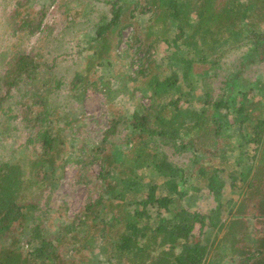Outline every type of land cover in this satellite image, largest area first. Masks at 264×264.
Returning <instances> with one entry per match:
<instances>
[{
    "label": "trees",
    "instance_id": "obj_1",
    "mask_svg": "<svg viewBox=\"0 0 264 264\" xmlns=\"http://www.w3.org/2000/svg\"><path fill=\"white\" fill-rule=\"evenodd\" d=\"M105 4L111 5L109 17L101 16L92 25L84 73L101 66L102 60L109 67L118 61L124 78L136 84L132 92L147 94L149 104L143 107L138 102L128 117L111 119L102 139L113 137L109 152L81 146L71 156L59 157L62 141L54 148V138L44 126L69 124L62 107L50 109L47 101L61 83L47 78L49 66L41 65L32 51L10 53L0 73V125H5L0 136L15 130L10 123L18 116L24 122L36 121L28 140L34 137L47 152L26 166L21 159L0 161V264H264V78L244 75L250 65L264 62V0ZM11 28L13 34L33 36L40 32L41 20L22 19ZM127 28V51L119 52ZM159 41L166 49L174 46L161 63L152 54ZM183 47L193 53L191 57L181 51ZM132 49V55L140 53L135 62L129 56ZM233 50L242 51L239 60L221 67L225 54ZM1 56L0 61L6 58ZM195 64L207 68L194 73ZM39 70L44 77L37 76ZM83 76L76 71L73 88L86 81ZM218 76L215 93L212 81ZM6 101L9 105L4 106ZM33 108L38 111L28 119ZM26 127L32 129L35 123ZM119 128L126 131L121 143L116 142ZM167 145L187 155L186 163L169 161ZM236 149L240 152L232 169L230 156ZM96 160L99 172L87 175ZM72 162L80 166L86 190H96L97 196L66 222L47 229L42 217L46 211L34 216L39 208L31 195L38 197L49 181L56 184V173L61 175ZM144 170L163 183L146 181ZM227 180L237 195L223 203L224 219L221 209L212 211L211 220L209 214L182 204L189 191L205 189L222 207ZM196 225L199 234L194 241ZM26 234L24 248L19 236ZM63 246L87 252L73 260V255L60 252Z\"/></svg>",
    "mask_w": 264,
    "mask_h": 264
},
{
    "label": "rangeland",
    "instance_id": "obj_2",
    "mask_svg": "<svg viewBox=\"0 0 264 264\" xmlns=\"http://www.w3.org/2000/svg\"><path fill=\"white\" fill-rule=\"evenodd\" d=\"M105 1L54 0L50 6L46 7L49 4V0H0V55L5 54L6 57L0 61V73L6 68V61H8L10 53L16 50L32 51L37 55L41 65L49 66L50 70L47 78L50 77V81L55 80L61 83L51 94H48L47 101L50 109L56 104L62 107L61 111L68 114L67 121H69V124L60 121L59 123H47L48 125L44 126V129L49 130V133L54 138V148H59L57 142L62 141L63 151L59 157H64L63 154L65 157H69L73 150H78L81 146L86 147V149L98 146L102 147L104 152H109L110 144L108 141L113 137H109L107 141H103L102 139L111 119L128 117L134 111V107L137 106L138 102L143 107L149 104L147 94L144 96L140 90L132 92L136 84L134 85L124 78V68L120 64L118 65V61H115L112 67H109L102 60L101 66H94V69L89 73H84L89 55L91 54V52L87 51V47L90 46V40L93 38L94 29L92 25L101 16L109 17L111 5L105 4ZM125 1L132 2L133 4L136 2V0ZM84 8L91 10V12L88 13L87 11L84 15ZM17 13H19L20 17L16 16ZM22 19L26 21L32 20L34 23L41 20L40 32H37L33 36H28L23 32L13 34L11 23L18 24ZM139 19V24H141L143 22L141 16ZM262 28L264 29V25ZM129 32L130 28H127L122 33L123 43L118 48L119 52L127 51L126 40ZM155 47L152 54L154 59L159 63L165 62L170 52L174 51V46L166 49L162 41H159ZM185 49L183 47L181 51ZM133 50L130 51L129 56H132L131 58L135 62L140 53L132 55ZM186 53L189 55L188 57H191L193 54L192 52ZM241 54L242 51L240 50L228 52L221 61V67L234 66ZM0 59H2V56ZM206 68L207 66L195 64L192 70L194 73H197ZM136 69L137 66L132 67L133 72ZM76 71L80 72L82 76L85 74L82 80H86L87 83L85 81L78 87L73 88L71 82ZM244 75L251 79L256 77L264 78V62L250 65L244 71ZM37 76L39 78L44 77L43 71L39 70ZM104 81L106 86H102ZM218 81H220V76L212 81L215 93ZM40 84V82H37V86ZM28 88L25 90H28ZM255 98L258 99L257 96ZM13 101H15V98L12 99L11 103ZM7 102H4L3 105H9ZM36 111H38V108H33L31 116H28V119H32ZM57 116L58 112L53 119ZM33 123H35L34 128L28 129L26 127ZM10 124L15 130L9 129L4 133L5 137L0 136V161L6 162L12 158L11 161L13 162L21 159L22 165L26 166L28 160H32L36 156L47 152V149L44 150L41 143L36 141L34 137L28 140L29 131L36 130V121L24 122L21 116H18ZM4 127L5 125H0V131ZM125 132L122 128L118 129L116 142L121 143ZM248 148L250 149L251 146ZM164 149L169 161H173L179 165L186 163L187 155H181V152L174 151L168 145ZM50 152L54 153L56 150H51ZM239 152L236 149L230 156L232 169H235L234 162ZM206 159L207 157L202 158V160ZM71 161H75V158H72ZM56 162H59L58 159ZM242 164L247 165L248 163L243 161ZM99 170V162L96 160L88 167L87 175H96ZM143 173L146 181L151 179L160 185L163 183L161 177L150 176L148 171ZM82 176L83 173L79 165L74 162L68 163L64 166L61 175L56 173V184H52L49 181L45 184L46 187L38 197L31 195V201L39 208V210L34 212V216L40 215L42 210L46 211L47 215L41 216L45 217V227L47 229L53 230L59 223L66 222L84 206L89 198L94 199L97 196L96 190H86V186L80 181ZM237 185L239 186V183ZM236 193L237 189H230L229 180H227L220 199L222 207L205 189H202L198 193L189 191L188 196L183 200L182 204L190 208L191 211H198L205 215L209 214L211 220L214 218L212 211L219 212V209H221V218L224 219L226 214L223 212V209L226 206L224 207L223 203L226 199L235 198ZM130 196L136 197L137 195L132 193ZM192 198L194 201H191ZM198 234L199 226L196 225L193 233L194 241L197 240ZM199 236V239H202V236ZM19 238L21 245L26 248L25 242L29 236L26 234L22 237L19 236ZM70 248L63 246L60 248V252H67L66 256L69 258L73 255V260L86 255V250L76 251L75 253Z\"/></svg>",
    "mask_w": 264,
    "mask_h": 264
}]
</instances>
